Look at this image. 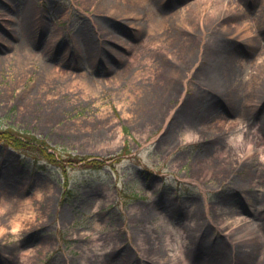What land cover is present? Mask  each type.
Segmentation results:
<instances>
[{"label":"rangeland","instance_id":"374dc122","mask_svg":"<svg viewBox=\"0 0 264 264\" xmlns=\"http://www.w3.org/2000/svg\"><path fill=\"white\" fill-rule=\"evenodd\" d=\"M0 128V264H264V0H0Z\"/></svg>","mask_w":264,"mask_h":264},{"label":"trees","instance_id":"16d2710c","mask_svg":"<svg viewBox=\"0 0 264 264\" xmlns=\"http://www.w3.org/2000/svg\"><path fill=\"white\" fill-rule=\"evenodd\" d=\"M0 141L4 142L6 145L12 146L13 148L17 149L27 146L40 148L41 145H45L44 141L33 136L27 135L24 132L20 133L14 128H0ZM40 151H42V149ZM43 153L46 157L52 156V154L47 153V151L44 149Z\"/></svg>","mask_w":264,"mask_h":264},{"label":"bare ground","instance_id":"6f19581e","mask_svg":"<svg viewBox=\"0 0 264 264\" xmlns=\"http://www.w3.org/2000/svg\"><path fill=\"white\" fill-rule=\"evenodd\" d=\"M109 0H105V2H108ZM141 1H143V0H141ZM191 12H193V10L191 11ZM3 18H5V17H3ZM219 33H215L214 34V36H217ZM185 39H187V37L185 38ZM222 48H224V46L222 47ZM228 75L230 74V72H228L227 73ZM25 204H22L20 201L18 202V203H20L19 205H18V207H19V209H18V211H17V213L18 212H21L19 215H16V214H14L13 216H12V221L14 222V225H13V227H19L20 225H21V223L22 222H25V223H30V222H32V219H30L29 217H26V215H25V213H26V209L29 207V206H32V204L33 203H31L29 200H28V198H26L25 199ZM23 202V203H24ZM0 209H3L2 207L0 208ZM1 232V231H0ZM174 248L176 247L175 245L173 246ZM177 248V247H176Z\"/></svg>","mask_w":264,"mask_h":264}]
</instances>
